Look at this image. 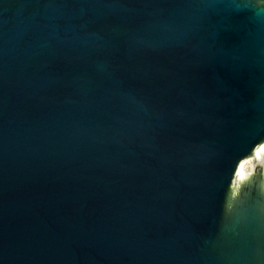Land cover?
<instances>
[{
	"label": "water",
	"instance_id": "1",
	"mask_svg": "<svg viewBox=\"0 0 264 264\" xmlns=\"http://www.w3.org/2000/svg\"><path fill=\"white\" fill-rule=\"evenodd\" d=\"M0 264H264V0H0Z\"/></svg>",
	"mask_w": 264,
	"mask_h": 264
},
{
	"label": "bare ground",
	"instance_id": "2",
	"mask_svg": "<svg viewBox=\"0 0 264 264\" xmlns=\"http://www.w3.org/2000/svg\"><path fill=\"white\" fill-rule=\"evenodd\" d=\"M247 161H248V159H244V160L241 162L240 167H239V170L245 168V165H246Z\"/></svg>",
	"mask_w": 264,
	"mask_h": 264
},
{
	"label": "rangeland",
	"instance_id": "3",
	"mask_svg": "<svg viewBox=\"0 0 264 264\" xmlns=\"http://www.w3.org/2000/svg\"><path fill=\"white\" fill-rule=\"evenodd\" d=\"M246 159H248V158H246Z\"/></svg>",
	"mask_w": 264,
	"mask_h": 264
}]
</instances>
